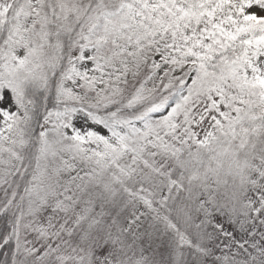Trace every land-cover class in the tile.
Wrapping results in <instances>:
<instances>
[{"label":"snow or ice","instance_id":"1","mask_svg":"<svg viewBox=\"0 0 264 264\" xmlns=\"http://www.w3.org/2000/svg\"><path fill=\"white\" fill-rule=\"evenodd\" d=\"M0 264H264V0H0Z\"/></svg>","mask_w":264,"mask_h":264}]
</instances>
